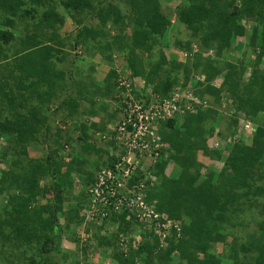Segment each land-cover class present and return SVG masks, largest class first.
Masks as SVG:
<instances>
[{
  "label": "trees",
  "instance_id": "trees-1",
  "mask_svg": "<svg viewBox=\"0 0 264 264\" xmlns=\"http://www.w3.org/2000/svg\"><path fill=\"white\" fill-rule=\"evenodd\" d=\"M89 1L0 0V138L5 139L0 163L10 158V167L0 171V264H65L78 254L83 257L81 263H71L101 264L93 263V257L85 258L94 247L108 258L107 264H220L222 253H216L214 247L227 244L226 237L233 229L246 226L241 222L246 211H257V229L240 238L236 235L225 245L226 258L231 264H264V0H183L175 8L176 18L190 31L192 41L176 40L171 46L189 53L185 61L169 60L162 50L170 46L164 42L170 21L161 12L163 0H118L135 16L130 36L105 32L110 11L120 13L112 4L108 9L99 5L95 13L99 29L86 26V17L94 11L85 13L86 17L80 13ZM58 5L80 27L77 45L95 43L88 48L108 61L114 51L124 53L130 77L143 79L159 96L191 85L194 97L206 104L163 125L162 136L171 151L153 170L157 184L147 192V200L154 203L155 212L182 225L179 237L166 238L164 247L152 232L143 231V241L136 248H121L119 236L134 228L123 214L110 213L102 226L89 223L82 228L85 187L94 178L87 157L98 155L96 170L107 153L97 147L94 133L104 132L106 122L115 119L116 113L106 115V122L80 124L76 143L82 158L71 151L68 161L60 152L73 138L57 128L51 134L50 123L58 116L72 119L84 104L89 105L88 116L105 111L108 103L103 105V100H114L118 75L110 70L92 91L71 80L63 83L65 75L57 70L54 59L58 54L52 45L64 23ZM242 20L255 24L241 57H229L235 40L245 36ZM15 21L24 23L25 33L10 44L15 39L16 29L11 27ZM156 46L160 58L153 63L150 58ZM208 50L215 52L205 55ZM179 72L184 74L183 81ZM73 85L78 88L75 96L62 94L66 86ZM51 105H55L52 112ZM225 111L231 115L232 136L235 130L240 135L245 120L252 122L255 131L248 144L238 138L225 145L222 150L227 149L228 155L224 157L206 142ZM216 132L219 138H228ZM48 140L53 147L45 145L43 157L28 156L30 147ZM201 157L222 161L223 166L218 173L204 170ZM169 162L178 169L177 177L166 175ZM73 174L81 176L82 182L75 197ZM80 230L90 234L84 241ZM65 241L67 248L61 247Z\"/></svg>",
  "mask_w": 264,
  "mask_h": 264
},
{
  "label": "built area",
  "instance_id": "built-area-1",
  "mask_svg": "<svg viewBox=\"0 0 264 264\" xmlns=\"http://www.w3.org/2000/svg\"><path fill=\"white\" fill-rule=\"evenodd\" d=\"M207 53L205 55L212 56L213 51ZM188 54L184 53L185 56ZM191 89V85L182 90L175 87L168 96L162 97L141 78H132L129 74L117 76L113 100L116 117L106 124L104 132L94 133L97 147L107 153L103 155L99 169L93 171V182L85 187L87 201L81 212L84 217L82 228L89 223L102 226L110 213L125 215L134 228L133 232L119 236L124 250L136 248L143 241V231L152 232L160 247L165 246L166 238L179 237L181 221L155 212L154 203L147 200V192L157 184L153 170L171 151L169 142L162 136L163 125L177 116L194 113L196 106H206L194 97ZM254 131L252 122L245 120L240 135L222 139L215 131L207 140V146L213 150L223 149L222 146L238 138H250ZM64 148L67 151L68 146L64 145ZM64 159L69 160L67 155ZM169 165L172 162L165 169L166 175ZM74 180L76 185L82 184L81 179L75 177ZM89 235L81 232L80 237L84 241Z\"/></svg>",
  "mask_w": 264,
  "mask_h": 264
},
{
  "label": "rangeland",
  "instance_id": "rangeland-1",
  "mask_svg": "<svg viewBox=\"0 0 264 264\" xmlns=\"http://www.w3.org/2000/svg\"><path fill=\"white\" fill-rule=\"evenodd\" d=\"M183 2V0H163L161 2V12L169 19L170 21V28L169 32L167 33V36L164 39V42H168L170 46L166 49H162L165 53V56L171 60L172 57L175 58L177 61H185L186 56L184 53L187 55L188 52L186 51H178L174 49L171 45L176 40H180L183 43L186 41L191 40L190 38V31L185 29V27L177 22L176 18V11L175 8L180 5ZM113 5L117 7L120 10L119 14H114L113 10L110 11L111 17L108 19L105 28V32H109L111 36L116 35V34H124L126 36H130L132 33V24L134 22V14L130 11V7L127 4H124V1H118V0H90L89 1V6L86 7V9H82V13H80L81 16H85L88 11L93 10L94 12L90 14L88 17H86V21L84 24L88 27H93L94 29H99V21L97 20L96 16V11L98 8L104 7L106 9L109 8V5ZM100 5V6H99ZM57 11L60 12L61 14H64V23L60 26V29L56 32V39L54 42H52V45H55V54H58V57L54 59V62L56 63L57 70H61L65 78L63 80V83H68L69 80L75 82L77 84V87L80 88H87L86 90H91L95 89V85H100L102 82H104V78L106 77L107 73L110 70H115L118 74L117 75H127L130 73V71L127 69L126 66V58L125 54L114 51L111 57V61H108L104 56H102L100 53H98L96 50L93 48H88V47H94L95 43L91 42L86 44H81L77 45L75 42V39L77 38V32L79 31L80 27L76 26L75 23H73V20L69 17L67 14L66 10L64 9L63 6L58 5L57 6ZM79 13V12H77ZM83 24V25H84ZM255 22L254 21H247V20H242L241 25L245 28V36L239 37L235 40L233 49L229 52V57L233 54L237 57H241L244 49H245V42L247 40V37L250 35V32L252 30V27L254 26ZM11 25V24H9ZM13 29L15 28L16 30L14 31L15 39L12 41L10 44L16 43L17 37L20 35H24L25 31V25L22 21H15L12 23L11 26ZM213 54H214V50ZM233 51V52H232ZM247 55H250L248 49ZM155 53L153 57L150 58V60L155 63L159 61V50L158 47L156 46L153 50ZM232 52V54H231ZM208 54V53H207ZM212 54V55H213ZM60 56V58H59ZM145 56V55H144ZM253 57V56H252ZM59 58V59H58ZM173 75V74H172ZM60 76V75H59ZM179 80L183 81L184 74L182 72H179L177 74ZM116 81V80H115ZM62 82H60L61 84ZM62 85V84H61ZM68 85V84H67ZM93 85V86H92ZM75 85L72 87L66 86L64 88L62 94H66L67 92H71L72 95L75 96L76 89H78ZM98 87V86H97ZM66 89H68L66 91ZM100 103V102H98ZM108 103L113 105V98L111 100H108ZM84 104V103H83ZM88 104H84L83 107L86 108L88 107ZM55 109V105H51L49 111L52 112ZM89 109V108H88ZM88 110L86 111H81L79 112L75 117L72 119H66L64 118L63 120L60 119V117H56L54 121H51V134L54 135V132L57 129H60L62 132H65L72 137V143L71 145H68L67 151H65V148L60 152V156L64 158L65 155L69 156V153L71 151H75L77 153L76 156L78 158H82V154L78 153V144L76 143V140L79 135L78 131V126L82 123L89 125L91 122V119H88ZM104 121H108L106 117L103 118ZM114 120V119H112ZM110 120L109 122H111ZM219 123L218 125L216 124L215 130L214 131H221L223 135L226 137H233L234 135H239L236 133L232 136L231 132L233 131V127H231L228 123L231 124V115H229V112L225 111L218 119ZM70 122V123H69ZM108 122V123H109ZM239 128V126H238ZM210 137H208L209 139ZM207 139V140H208ZM244 143H250V138L249 137H242L240 138V141ZM5 139L0 138V146H5L4 144ZM240 143V142H239ZM51 145V141L48 140L45 144L38 145L35 147H30L28 149V156L33 159L41 158L45 155L46 153V147L45 145ZM53 145H51V148ZM224 149V146H222ZM219 151H222L224 157L225 155H228V150L226 149V152L223 151L222 149H219ZM202 158V157H201ZM91 167L88 168L91 171L95 170V166H97V162H100V159L98 155L96 154H91L90 156L87 157ZM102 160V159H101ZM10 158L6 160V162H1L0 163V171L5 170L10 167ZM96 161V163H95ZM201 161L204 164V170L209 169L212 170L216 173L220 171L222 168V161H217L213 163L211 158H202ZM212 161V162H211ZM210 164V165H209ZM75 177L81 179V176H78L77 174H73L71 176L72 178V183H73V192H72V197H75L78 192L81 190V185H76L75 183ZM45 183V181H44ZM263 183L262 181H259L258 184ZM44 202V201H42ZM257 211H246L244 212V215L241 216V222H245L246 226L244 227H238L236 229H233L234 235L228 234L226 237L227 244L231 243L235 236L236 238L242 237L244 234L249 233V232H255L256 231V222L260 219V216L256 213ZM63 221L60 218L59 219V224L62 225ZM81 232V230L79 231ZM79 234V233H78ZM227 244H216L214 247V251L216 253H222V258L220 261V264H231V261L226 258L227 255V248L225 245ZM97 248H91L93 250L92 256L96 262L93 263H100L104 264L107 260L105 258H99L102 257L101 254L98 256V251L96 250ZM229 253V252H228ZM98 258L100 259L98 261ZM104 261V262H103Z\"/></svg>",
  "mask_w": 264,
  "mask_h": 264
},
{
  "label": "crops",
  "instance_id": "crops-1",
  "mask_svg": "<svg viewBox=\"0 0 264 264\" xmlns=\"http://www.w3.org/2000/svg\"><path fill=\"white\" fill-rule=\"evenodd\" d=\"M97 101H100V99H97ZM108 103V100H103V105L104 104H107ZM83 106L81 105V107H80V111H83ZM89 107H86V109L87 110H89L88 109ZM116 107H114L113 105H111V104H109L108 103V105H107V109L105 110V111H100V112H98L97 113V116H87V118L88 119H91L92 120V122H96V123H98V122H100L106 115H111L113 112H115L116 113ZM115 117H116V115H115ZM104 120V119H103ZM107 124H108V122H106ZM212 162V161H211ZM214 162H216L217 163V161H213V163ZM210 165V164H209ZM168 170H167V172H168V176H171V175H173V177H177L178 176V173H179V171H178V169H176L175 168V166L173 165V163H172V165H169L168 166V168H167ZM103 233L101 232V235H102ZM67 245H68V243L65 241V242H63L62 243V245H61V247H63V248H67ZM72 249H75V246L73 245V247H72ZM99 250V249H98ZM99 253L100 254H102L103 255V253H101L100 251H99ZM98 253V254H99ZM77 255V254H76ZM81 255V254H80ZM79 254L77 255V256H74V258L72 259V260H70L69 261V263H66V264H73V263H71L72 261H76V260H78L77 262H79V263H81V258H82V255L80 256ZM101 255V256H102ZM100 258H105L104 256H102V257H100ZM106 260L108 259V258H105ZM93 262H96V261H93ZM104 262V261H103ZM101 263V262H100ZM104 264H106V262L104 263Z\"/></svg>",
  "mask_w": 264,
  "mask_h": 264
},
{
  "label": "clouds",
  "instance_id": "clouds-1",
  "mask_svg": "<svg viewBox=\"0 0 264 264\" xmlns=\"http://www.w3.org/2000/svg\"><path fill=\"white\" fill-rule=\"evenodd\" d=\"M69 123H70V122H69ZM206 144H207V142H206ZM63 159H64V158H63ZM92 228H93V227H92ZM82 231H83V230H82ZM82 231H81V232H82ZM81 232H79V234H81ZM92 252H93V250H91V248H90V249L88 250V253H91V254H92ZM88 253H87V255L85 256V258H87V259H89V260H90V259H93V258H92L93 256L90 255V254H88ZM82 258H83V257H82ZM67 263H69V261H68ZM65 264H66V263H65Z\"/></svg>",
  "mask_w": 264,
  "mask_h": 264
}]
</instances>
